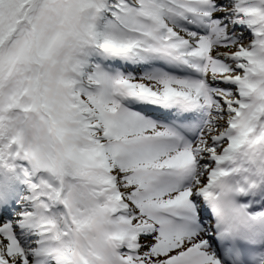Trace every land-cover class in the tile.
Returning <instances> with one entry per match:
<instances>
[{
	"label": "snow or ice",
	"instance_id": "obj_1",
	"mask_svg": "<svg viewBox=\"0 0 264 264\" xmlns=\"http://www.w3.org/2000/svg\"><path fill=\"white\" fill-rule=\"evenodd\" d=\"M0 264H264V0H0Z\"/></svg>",
	"mask_w": 264,
	"mask_h": 264
}]
</instances>
